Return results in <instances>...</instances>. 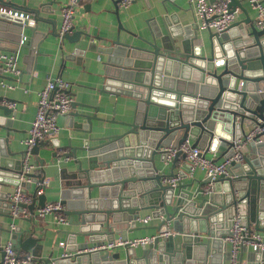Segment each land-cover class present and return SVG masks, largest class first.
I'll list each match as a JSON object with an SVG mask.
<instances>
[{
	"label": "water",
	"instance_id": "95a60500",
	"mask_svg": "<svg viewBox=\"0 0 264 264\" xmlns=\"http://www.w3.org/2000/svg\"><path fill=\"white\" fill-rule=\"evenodd\" d=\"M118 2L115 0L116 13ZM0 4L36 12L39 9L26 0H0ZM229 4L232 9L239 6L245 10L242 0H229ZM22 24V17L0 11V38L3 34H20ZM120 27L124 28L121 21ZM73 28L57 34L72 41L88 37L95 42L99 36L85 28ZM137 37L144 43L118 35L101 46L107 53L109 82H116L112 91L135 99L130 118L126 114L122 119H110L120 125L118 131L90 135L79 144L70 139L68 149L53 151L52 156L72 159L70 168L68 164L59 168L60 176L69 180L61 202L70 221L79 225L78 229H69L70 234H88L93 244L114 240L115 232L129 229L145 208L161 217L159 232L140 255L134 254L132 246L124 255L110 249L84 250L89 246L84 242L81 250L57 257L42 256L34 230L12 227V246L41 256L42 264H228L224 237L230 233L235 213L251 228L264 230V141H250L252 149L245 152L243 160L231 161L229 173H220L211 191L205 189L209 176L192 192L182 190L180 181L163 182L164 175L176 173L173 168L178 158L185 157L180 150L172 159L170 172L160 166V162H166L165 148L186 138L204 149L226 145L224 156L229 157L246 132L243 123L254 124L262 117L264 92L258 89L264 87V28L257 27L247 15L227 30L209 31L208 41L192 24L167 26L164 31L157 22L151 27V37ZM199 37L201 42L196 44L194 40ZM6 100L10 98L0 94V131L5 129L0 132V183H22L26 191L31 180H21L24 149L15 152L9 145L8 128L14 111ZM78 103L90 106L79 101H73L72 106ZM129 110L126 107L125 113ZM73 114L82 117L90 133L94 119L104 120L85 109ZM92 139L99 141L90 143ZM42 143L32 148L40 165L45 163L39 154ZM16 153L20 157L13 156ZM27 174L33 180L39 175L34 171ZM5 195L6 190L0 189V204L8 209L9 201L2 199ZM32 195L31 202L19 204L28 206L34 215L35 209L45 204L46 194L34 190ZM0 252L3 255L1 244ZM254 257L247 264H264V249L255 250Z\"/></svg>",
	"mask_w": 264,
	"mask_h": 264
},
{
	"label": "crops",
	"instance_id": "0c3cea01",
	"mask_svg": "<svg viewBox=\"0 0 264 264\" xmlns=\"http://www.w3.org/2000/svg\"><path fill=\"white\" fill-rule=\"evenodd\" d=\"M14 1L22 2V0ZM66 1L26 0L28 5L39 8L37 12L33 8L20 9L29 12L36 18L34 25L24 28L25 33L28 34L27 41L19 45L20 34L18 32L3 34L1 36L3 38H0L1 50H16V65L20 68L18 74L2 72L0 69V79L11 85L0 83V94L9 97L10 101L14 102L11 105L8 100L5 101L14 111L12 117H10L8 128L9 145L12 151L18 152L25 148L24 139L29 133L32 120L37 111L39 90L45 85L49 76L60 75L71 82L70 92L73 95V101L90 103V106L78 103L76 107L72 106L70 112L58 116L59 131L41 141L43 143L39 154L45 158L43 165L36 162L37 155L33 153L32 160L37 163L34 172L39 175L35 176L36 180L31 177L30 186L27 187L26 191L33 193L38 181L43 178L44 191L42 193L46 194V201H61V193L64 188H67L69 180L60 176L59 168L65 164H68L70 168V163H72V159L63 160L62 157H53L52 152L58 151L60 153L68 149L67 143L70 139L73 144H79L90 135L97 137L118 131L120 125L110 121V119H122L126 117V114L130 118L132 115L135 99L126 94L115 95L112 91L116 82H109L107 53L101 50V46L109 44V39H113L118 35L122 39L130 37L136 42L144 43L137 35L151 37V27L155 22L164 31L167 26L179 25L183 28L185 25L190 26L192 24V26L198 27V32L205 41H208L209 31H212L200 27L201 17L196 13L190 0H135L127 6H123L118 2L119 12L117 13L115 11V0H82L81 6L75 15L73 29L85 28L91 34H97L100 37L97 36L95 42L88 37L72 41L57 34L62 21L61 6ZM242 1L245 10L238 8L236 20H242L247 15L254 19L255 8L248 0ZM120 21L124 28L120 27ZM128 30L133 31L134 34H131ZM194 42L199 44L201 38H196ZM206 50H209L208 44ZM128 106L130 110L125 113ZM77 109H85L90 113H96L104 117V120L94 119L93 131L90 133L85 130L86 125L82 122V117L73 114ZM252 126L253 124L250 122L243 123L245 131H248ZM4 131L5 129H2L0 132ZM190 140L193 141L192 138ZM98 141L92 139L90 143ZM248 143L245 152L252 149V146ZM227 149L226 145H219L215 150L205 148V152L208 156L223 160ZM13 156L20 157V154L16 153ZM158 157L159 153L156 154V158ZM160 163L162 171L170 172L172 170V160ZM189 163V159L180 156L173 169L175 172L183 174L180 180L182 183L181 189L192 192L204 179L206 173L200 167L190 172ZM14 187L15 184L9 182L0 183V189L6 190L3 200L9 201L8 193ZM93 192L94 194L97 193L96 187L93 188ZM63 205L65 210L66 205ZM150 210V208L142 209L136 223L129 229L116 231V238H131L158 233L157 226H159L161 217L153 216ZM147 215L150 216L149 220H142ZM67 217V222H56L53 214L38 216L34 213V215H31V210L27 206V214H20L12 218L7 207L1 203L0 226L3 228L0 230V244L3 245L10 241V229L13 222L15 227L25 228L28 231L34 230V236H37L41 243L42 256L52 254L58 257L67 253H74L81 250L79 246L84 242H88L89 246L84 249L88 250L90 246L94 245L90 235L78 234L76 236L70 234L69 229H78L79 225L77 222H71L68 214ZM148 245L149 243L128 246L123 244L116 245L110 250L120 251L124 255L126 249L132 246L134 254L140 255ZM18 251L23 254L32 253L24 249ZM254 251L251 245L242 246L238 252L239 264H247V262L253 261L255 258ZM1 258L2 254L0 252V264ZM227 263H230L229 260H227ZM26 264H42L41 256L35 255L34 259Z\"/></svg>",
	"mask_w": 264,
	"mask_h": 264
},
{
	"label": "built area",
	"instance_id": "2783aa9c",
	"mask_svg": "<svg viewBox=\"0 0 264 264\" xmlns=\"http://www.w3.org/2000/svg\"><path fill=\"white\" fill-rule=\"evenodd\" d=\"M135 0H119L123 6L131 4ZM256 10L253 22L259 28H264V0H248ZM82 0H67L61 6L62 21L59 27L60 35L67 31H71L74 26V19L77 10L81 6ZM194 6L196 13L201 17L199 23L201 28H208L212 31L222 32L227 30L236 20V12L239 6L232 9L229 0H190ZM0 11L9 14L18 15L23 18L22 30L19 35V45L23 44L28 39V34L25 33L26 26H32L36 22V18L29 12L16 9L4 4H0ZM0 68L2 72L18 74L20 68L16 65V50H1L0 49ZM1 84L9 85L7 82L0 79ZM71 82L60 75L49 76L45 85L39 90L37 103V111L32 120L28 135L24 139L25 148L21 154L22 172L21 180L30 181L31 176L28 172L34 171L37 163L32 160V148L36 143L45 140L49 135L56 134L59 131L58 116L63 113L70 112L72 109L73 95L70 92ZM264 92V87L258 89ZM13 105V101H8ZM263 142L264 141V111L262 117L253 126L246 131L234 144V153L223 160H217L212 156H208L204 148L199 145H192L190 138H186L176 146H167L165 149L166 160H172L176 151L180 150L185 153V158L190 161V172L195 168L200 167L205 170L206 176L210 179L206 184V190L211 191L214 179L220 173H229V166L232 160L241 161L244 159L245 147L249 141ZM183 174L176 172L172 175H164L163 182L177 184ZM23 184H16L14 189L8 193L9 206L8 210L12 218L20 214H27V206H21L20 202L29 203L33 199L31 192L23 190ZM44 191V179L38 181L35 189L37 194ZM36 215L45 216L53 214L56 222L64 223L68 221L67 213L64 210V205L60 200L46 201L45 204L39 205L35 210ZM150 216H144L142 220H149ZM14 227V223H11ZM230 233L224 237V240L229 242V264H239L238 252L244 245H251L254 250L264 249V231L257 228H251L247 225L239 213H235L231 218ZM156 234H147L137 237L124 238L119 237L114 240H108L99 244H94L88 250L110 249L116 245H137L147 244L154 240ZM3 255L1 264H26L34 259L32 253H20L16 250L10 241L2 245Z\"/></svg>",
	"mask_w": 264,
	"mask_h": 264
}]
</instances>
